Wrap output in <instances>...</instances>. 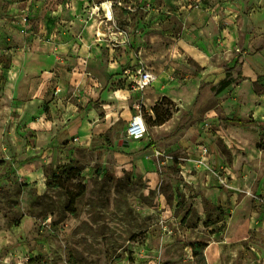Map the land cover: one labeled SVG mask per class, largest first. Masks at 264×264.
<instances>
[{
  "label": "rangeland",
  "instance_id": "obj_1",
  "mask_svg": "<svg viewBox=\"0 0 264 264\" xmlns=\"http://www.w3.org/2000/svg\"><path fill=\"white\" fill-rule=\"evenodd\" d=\"M62 2L78 11L80 32L91 24L100 58L123 61V72L142 66L160 73L176 65L171 60L194 63L183 54L187 45L216 63L212 50L239 32L250 43H232L238 65L264 47V0ZM9 22L22 43L25 21ZM30 28L39 34L36 24ZM6 60L2 55L0 92ZM117 80L110 89L124 91ZM181 82L172 87L168 78L163 91L146 88V132L137 140L126 136L134 102L125 92V105L93 134L63 132L45 147L36 144V133H23L28 121L17 109L11 114L0 108V264H264V102L243 101L249 89L264 95V72L238 87L240 99L233 106L237 113L261 110V123L227 134L220 132L227 122L221 119L218 85H202L190 100L191 89ZM70 87L64 84V92ZM170 88L174 99L163 100ZM156 96L159 112L167 108L174 114L161 127L154 126L149 111L148 98ZM67 166L78 168L79 175L66 184L74 191L84 187L75 214L66 210L65 191L47 185ZM193 241L206 242L205 263L193 257Z\"/></svg>",
  "mask_w": 264,
  "mask_h": 264
},
{
  "label": "crops",
  "instance_id": "obj_2",
  "mask_svg": "<svg viewBox=\"0 0 264 264\" xmlns=\"http://www.w3.org/2000/svg\"><path fill=\"white\" fill-rule=\"evenodd\" d=\"M76 13L78 11L74 7H63L62 0H0V58L5 54L9 59L5 64L2 63L5 85L4 90L0 92V108H6L11 114L17 109V115L28 121L23 133H36L35 142L39 147L56 143L63 132L68 136L77 134L86 137L93 134L97 127L104 124L101 121L112 120V116L115 117L119 112L121 104L125 105L126 102L121 100V97H125L123 92L130 98L131 105L137 98H141L142 105L145 104L143 95L146 89L138 93L127 88V80L121 71L123 61L100 58V50L93 44L95 30L90 28L91 24L87 22L85 27L81 25L83 30L80 32ZM9 18L12 22L16 18L25 21V37L22 43L15 39ZM33 24L37 25L35 30L38 35L30 28ZM238 39L248 47L250 42L246 40L245 33L228 34L224 46L212 50L214 58L217 59L216 63L208 60L205 62L204 54L195 45L185 46L183 54L186 58H193L196 63L171 60L175 66L160 73L152 71L155 80L149 87H154L155 91L159 92L165 89L161 83L168 78L173 82L172 87L181 85L183 81L188 84L187 88L191 89V92L187 91V97L192 100L197 99L202 85L210 83L212 89L229 72L232 83L222 91L215 90L217 99L223 105L221 119L226 122L225 119L236 116L252 120L253 125L261 123V110L254 109L252 114H244L237 113L234 110L236 107L233 106L237 105L240 99L238 87L249 86L250 80L264 72V47H260L252 55H245L242 63L238 65L236 53L231 47ZM240 72L242 78H238ZM115 77L117 82H123L124 91L110 89ZM68 83L71 86L70 92H64L63 85ZM20 85L25 86L23 91L13 89L14 86ZM193 85L197 87L196 90L192 89ZM167 91L168 94H162L161 98L169 95L170 100H173V89ZM254 99L264 102V95L260 97L249 89L248 97L243 101L250 102ZM148 101L151 117L155 119L153 107L158 105L157 96L149 97ZM172 115L173 112L170 118ZM32 116L37 117L33 119ZM170 118L154 126L161 127L168 123ZM241 127L247 126L226 123L220 132L227 134ZM225 141L230 140L225 137Z\"/></svg>",
  "mask_w": 264,
  "mask_h": 264
},
{
  "label": "trees",
  "instance_id": "obj_3",
  "mask_svg": "<svg viewBox=\"0 0 264 264\" xmlns=\"http://www.w3.org/2000/svg\"><path fill=\"white\" fill-rule=\"evenodd\" d=\"M231 83H232V79L230 77L229 72H227L226 77L218 83L216 90L222 91L223 89L228 87ZM153 111L155 113V119H153L154 125L162 124L171 115L167 108L163 113H160L158 105H155L153 107ZM225 121L227 123H230L236 126H250L254 124L252 120H249L247 118L236 117V116H233L230 119H225ZM78 175H79L78 168L67 166V167L61 168L60 172L54 174L51 180L47 182L48 186H56L65 191L66 196H67L66 210L69 211L71 214L76 213V207H75L76 200L81 195H83L84 187L82 185H79V189L77 191H74L66 183L70 179H73L77 177ZM206 246H207L206 242H202V241H193L190 243V248L192 249L193 257L202 259L204 263H205V258H204L203 251Z\"/></svg>",
  "mask_w": 264,
  "mask_h": 264
},
{
  "label": "built area",
  "instance_id": "obj_4",
  "mask_svg": "<svg viewBox=\"0 0 264 264\" xmlns=\"http://www.w3.org/2000/svg\"><path fill=\"white\" fill-rule=\"evenodd\" d=\"M123 75L127 80V88L138 93H142L155 80V75L150 70L145 69L142 66L126 68ZM133 106L134 113L128 122L126 136L130 139L137 140L142 138L146 132V126L142 116L141 98H137L134 101ZM202 151L206 153L207 149L202 148Z\"/></svg>",
  "mask_w": 264,
  "mask_h": 264
},
{
  "label": "bare ground",
  "instance_id": "obj_5",
  "mask_svg": "<svg viewBox=\"0 0 264 264\" xmlns=\"http://www.w3.org/2000/svg\"><path fill=\"white\" fill-rule=\"evenodd\" d=\"M106 12L107 14L110 16V10L108 9V7H106ZM101 33V32H100Z\"/></svg>",
  "mask_w": 264,
  "mask_h": 264
}]
</instances>
